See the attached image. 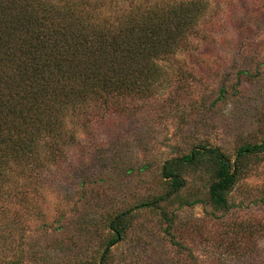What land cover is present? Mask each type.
Segmentation results:
<instances>
[{
    "label": "rangeland",
    "instance_id": "rangeland-1",
    "mask_svg": "<svg viewBox=\"0 0 264 264\" xmlns=\"http://www.w3.org/2000/svg\"><path fill=\"white\" fill-rule=\"evenodd\" d=\"M206 1L190 48L162 62L167 80L91 103L93 122L0 198V264H264V152L225 208L210 200L211 166L184 168L177 192L162 177L204 145L234 161L264 141V0ZM119 215L125 234L111 243Z\"/></svg>",
    "mask_w": 264,
    "mask_h": 264
},
{
    "label": "trees",
    "instance_id": "trees-1",
    "mask_svg": "<svg viewBox=\"0 0 264 264\" xmlns=\"http://www.w3.org/2000/svg\"><path fill=\"white\" fill-rule=\"evenodd\" d=\"M149 1L0 0V198L16 193L20 180L38 177L32 168L43 165L42 153L67 144L75 130L93 122L96 116L86 110L91 103L146 94L167 80L162 62L190 48L188 35L209 2ZM84 112L88 118L81 119ZM261 152L264 141L242 145L231 161L204 145L167 160L162 177L168 193L177 192L184 168L211 166L216 179L210 200L225 208L249 158ZM125 217L111 222V243L123 238Z\"/></svg>",
    "mask_w": 264,
    "mask_h": 264
}]
</instances>
